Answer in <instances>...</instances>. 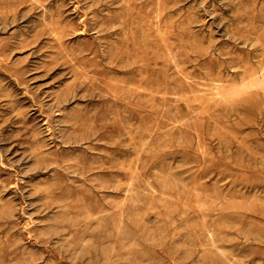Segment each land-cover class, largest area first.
<instances>
[{"label": "rangeland", "instance_id": "1", "mask_svg": "<svg viewBox=\"0 0 264 264\" xmlns=\"http://www.w3.org/2000/svg\"><path fill=\"white\" fill-rule=\"evenodd\" d=\"M0 264H264V0H0Z\"/></svg>", "mask_w": 264, "mask_h": 264}]
</instances>
